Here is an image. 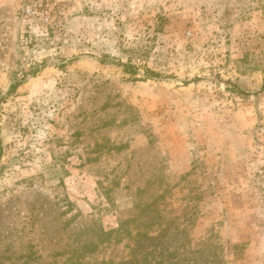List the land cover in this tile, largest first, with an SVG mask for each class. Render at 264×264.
Returning a JSON list of instances; mask_svg holds the SVG:
<instances>
[{
  "label": "rangeland",
  "instance_id": "obj_1",
  "mask_svg": "<svg viewBox=\"0 0 264 264\" xmlns=\"http://www.w3.org/2000/svg\"><path fill=\"white\" fill-rule=\"evenodd\" d=\"M138 205L264 264V0H0V264H121L70 258Z\"/></svg>",
  "mask_w": 264,
  "mask_h": 264
},
{
  "label": "trees",
  "instance_id": "obj_2",
  "mask_svg": "<svg viewBox=\"0 0 264 264\" xmlns=\"http://www.w3.org/2000/svg\"><path fill=\"white\" fill-rule=\"evenodd\" d=\"M77 59L74 57L73 60ZM71 61V60H70ZM124 67H127L124 65ZM16 84H12V88ZM138 212L136 216L122 218L117 229L106 231L104 228L94 229L93 237L80 244L74 251V257L70 262L74 263L89 253H94L102 244L121 242L128 237L130 241L126 244L129 249L130 258L121 264H210L202 255L201 257L190 258L185 254L175 257V250H171L169 244L162 241L161 230L155 226L158 218L157 212L150 206L143 208L136 206ZM136 231L137 233L135 234ZM85 234L83 231L79 236ZM79 240V239H78ZM193 253V252H192ZM71 264V263H69ZM102 264H115L114 262L104 261Z\"/></svg>",
  "mask_w": 264,
  "mask_h": 264
}]
</instances>
